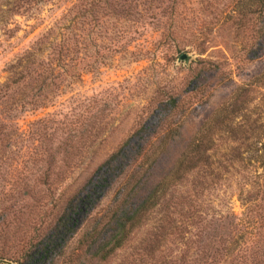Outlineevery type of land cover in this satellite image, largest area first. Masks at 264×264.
Listing matches in <instances>:
<instances>
[{
  "label": "rangeland",
  "instance_id": "obj_1",
  "mask_svg": "<svg viewBox=\"0 0 264 264\" xmlns=\"http://www.w3.org/2000/svg\"><path fill=\"white\" fill-rule=\"evenodd\" d=\"M247 1L0 0V87L7 84L19 104L3 112L7 120L0 117L6 132L13 126L8 147L0 152V264H17L55 214L91 188L93 205L100 202L76 215L79 229L46 262L81 264L76 255L87 247L80 231L118 194L117 176L136 143L174 137L156 150L128 199L131 205L170 169L192 137L211 129L219 103L264 67V59L253 57L264 46V34L237 35L232 24ZM257 24L264 26V17ZM249 41L258 50H241L240 43ZM182 52L189 55L186 62L177 59ZM28 64L27 71L36 73L19 75ZM11 78L19 80L11 84ZM166 95L179 100L160 103ZM254 95L258 108L252 117L262 118L261 97ZM119 148L126 158L109 174L99 169ZM228 179L198 190L195 203L207 218L233 215L243 223L248 213L236 199V179ZM192 194L190 181L175 188V210ZM260 220L263 248L264 215ZM150 231L147 222L134 230L126 247L103 264H168L169 257L179 256L183 239L176 237L154 253L143 249ZM238 247L247 250L250 244Z\"/></svg>",
  "mask_w": 264,
  "mask_h": 264
},
{
  "label": "trees",
  "instance_id": "obj_2",
  "mask_svg": "<svg viewBox=\"0 0 264 264\" xmlns=\"http://www.w3.org/2000/svg\"><path fill=\"white\" fill-rule=\"evenodd\" d=\"M259 17H264V0H248L245 10L237 11L236 18L232 20L238 31L237 35H247L250 39L262 36L264 26L257 24ZM240 48L246 49V52L259 49L258 54L253 57L264 59L263 44L256 49L249 41L246 44L240 43ZM30 64L21 67L18 65L21 70L18 74H29L30 77L34 75L36 71H32V68L27 71ZM223 64L226 63L213 64V70L218 71ZM17 80L19 79L11 78L9 82L15 84ZM190 92H193L192 89ZM254 93L260 95L259 100L264 106V67L235 86L219 103L209 122L213 125L211 129L209 126L207 129L204 127L200 136L192 137L170 169L131 205L128 199L136 192L144 170L158 156L156 150L165 147L174 137H147L144 141L137 142L134 155L117 176L118 194L109 199L101 212L97 213L98 217L91 219L89 225H83L80 231L81 243L87 247L86 251L76 255L81 264L105 263L116 251L124 249L130 234L146 225V222L150 226L151 237L143 249L150 253L157 251L168 237L183 239L182 252L177 257H169L168 264H234L235 261H238L236 264H264V247H260L263 236L260 232V219L264 215V115L262 118L252 117V113L258 108L253 103L256 96ZM13 97L14 93L7 84L0 87V117L4 120L8 119L4 113L15 110L14 106L18 104L13 101ZM177 100L179 97L166 95L160 103L170 102L175 105ZM20 107V110H25L21 105ZM12 127L10 124L7 127L10 130L6 132L5 126L0 122V152L8 147ZM213 135L216 137H212ZM121 158L126 156L119 148L105 159L99 169L109 174L114 163ZM227 178L229 182L232 178L236 179V199L248 213L243 223L233 215H212L207 218L199 203H195L196 195L220 181H227ZM184 181H190L194 194L186 200L181 199V207L175 210L177 202H173V192ZM96 183H92L93 188ZM33 195L34 192H31L26 196L32 198ZM91 202V188L74 195L55 214L53 224L18 256L17 264H46L54 249L61 247L60 244L67 240L69 234L76 233L79 229L80 219L76 215L89 212L100 201L95 205ZM241 243H249L250 247L241 250L238 247ZM191 248H194L193 252L188 253L192 251Z\"/></svg>",
  "mask_w": 264,
  "mask_h": 264
},
{
  "label": "water",
  "instance_id": "obj_3",
  "mask_svg": "<svg viewBox=\"0 0 264 264\" xmlns=\"http://www.w3.org/2000/svg\"><path fill=\"white\" fill-rule=\"evenodd\" d=\"M188 58H189V55H188L187 53H185V52H182V53H180V54L177 56V59H178L179 61H183V62H186V61L188 60Z\"/></svg>",
  "mask_w": 264,
  "mask_h": 264
}]
</instances>
